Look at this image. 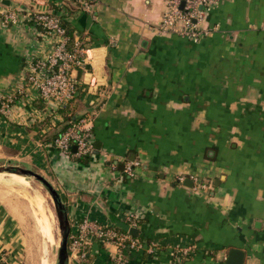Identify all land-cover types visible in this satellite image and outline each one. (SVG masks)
<instances>
[{"label": "crops", "instance_id": "crops-1", "mask_svg": "<svg viewBox=\"0 0 264 264\" xmlns=\"http://www.w3.org/2000/svg\"><path fill=\"white\" fill-rule=\"evenodd\" d=\"M89 1L84 10L80 0H0V99L51 50L32 11L62 15L102 76L97 93L82 89L55 113L24 83L0 110V161L52 182L69 239L83 219L111 227L132 212L133 236L155 244L122 248L89 234L67 264H230L231 248L242 264H264V0H220L198 41L150 27L164 0ZM85 111L94 149L74 160L51 141ZM130 160L138 163L127 175ZM18 228L0 196V264H23Z\"/></svg>", "mask_w": 264, "mask_h": 264}, {"label": "built area", "instance_id": "built-area-1", "mask_svg": "<svg viewBox=\"0 0 264 264\" xmlns=\"http://www.w3.org/2000/svg\"><path fill=\"white\" fill-rule=\"evenodd\" d=\"M220 0H164L159 19L150 25L158 33L176 34L192 41H198L208 33L202 22ZM89 0H80V7L88 10ZM14 14L7 13L3 21L12 20ZM28 18L35 27V35H44L51 40V50L44 55L32 57L23 73V81L32 85L44 100L46 107L55 113L73 100L82 89L97 93L102 84L94 62L93 48L80 37L69 39L62 15L53 11L37 10ZM81 71V76L78 72ZM23 83V84H24ZM0 99V110H8L17 94L24 92V85ZM93 111H85L80 117L69 119L66 126L55 136L51 144L71 159H82L94 149L92 141ZM137 161H128L123 171L133 174ZM128 225L138 226V219L132 212L126 214ZM95 235L115 243L118 247L154 250V243L134 237L128 229L119 230L116 226H103L95 221L83 219L79 230L69 239V250L79 252L84 239ZM187 248L180 249L186 254Z\"/></svg>", "mask_w": 264, "mask_h": 264}, {"label": "rangeland", "instance_id": "rangeland-1", "mask_svg": "<svg viewBox=\"0 0 264 264\" xmlns=\"http://www.w3.org/2000/svg\"><path fill=\"white\" fill-rule=\"evenodd\" d=\"M9 163L0 161V164ZM28 178L26 181L22 177L1 171L0 196L17 218L23 247V264H56L60 231L53 201L41 182L33 176ZM24 188L31 200L23 193Z\"/></svg>", "mask_w": 264, "mask_h": 264}, {"label": "water", "instance_id": "water-1", "mask_svg": "<svg viewBox=\"0 0 264 264\" xmlns=\"http://www.w3.org/2000/svg\"><path fill=\"white\" fill-rule=\"evenodd\" d=\"M20 172L26 176H33L39 182L43 184L47 192L49 193L54 206V211L58 221V227L60 231V240L57 249V261L56 264H67L69 258V234H70V221L67 213L66 203L62 200L60 193L52 184V182L40 172L30 168L21 166L19 164H0V172ZM119 226L123 229H128L132 235L138 234V228L129 226L127 223L117 220ZM243 251L238 248H231L228 252L227 262L230 264H242Z\"/></svg>", "mask_w": 264, "mask_h": 264}, {"label": "bare ground", "instance_id": "bare-ground-1", "mask_svg": "<svg viewBox=\"0 0 264 264\" xmlns=\"http://www.w3.org/2000/svg\"><path fill=\"white\" fill-rule=\"evenodd\" d=\"M9 174H13V175H16V176H19V177H22V178H24L26 181H28L29 180V178H28V176H26V175H24V174H22V173H20V172H9ZM25 189V190H24ZM23 189V193L25 194V196H27L30 200H31V197H30V195H28L27 194V190H26V188H24ZM28 199V200H29ZM50 253V252H49Z\"/></svg>", "mask_w": 264, "mask_h": 264}, {"label": "trees", "instance_id": "trees-1", "mask_svg": "<svg viewBox=\"0 0 264 264\" xmlns=\"http://www.w3.org/2000/svg\"><path fill=\"white\" fill-rule=\"evenodd\" d=\"M63 23H64V25H65V27H66V33L68 34V36H69V39L71 40L72 39V35H71V33H70V26L67 24V21L64 19L63 20ZM58 134V133H57ZM138 224H139V220H138ZM116 228L117 229H119V230H126V229H123L121 226H119V225H116Z\"/></svg>", "mask_w": 264, "mask_h": 264}]
</instances>
